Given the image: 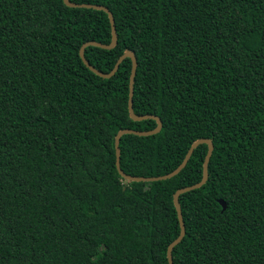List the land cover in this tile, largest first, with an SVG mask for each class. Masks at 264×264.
Returning a JSON list of instances; mask_svg holds the SVG:
<instances>
[{
  "label": "trees",
  "instance_id": "16d2710c",
  "mask_svg": "<svg viewBox=\"0 0 264 264\" xmlns=\"http://www.w3.org/2000/svg\"><path fill=\"white\" fill-rule=\"evenodd\" d=\"M0 0V264H264V0ZM218 200L226 208L222 211Z\"/></svg>",
  "mask_w": 264,
  "mask_h": 264
},
{
  "label": "water",
  "instance_id": "95a60500",
  "mask_svg": "<svg viewBox=\"0 0 264 264\" xmlns=\"http://www.w3.org/2000/svg\"><path fill=\"white\" fill-rule=\"evenodd\" d=\"M65 2L66 5L69 6H79L78 4L72 3L70 2V0H63ZM80 6H85V7H92L95 9H101L103 11H105L108 15L109 18V22H110V26H111V40L108 44H102V43H98V42H94V41H88L85 42L79 50V55L83 61V63L89 68L91 69L94 73L98 74L99 76L103 77V78H109L112 75H114V73L116 72V70L119 67L120 62L125 58H129L131 60V74H130V80L128 83V100H127V111H128V115L129 118L133 121H142V120H146V119H152L155 122V128L151 131H133V130H128V129H121L119 131L116 132V134L114 135V154H115V159H116V167L119 171V173L126 177V179L133 181V182H157V181H164L167 179H170L174 176H176L187 164L188 160L191 157V153L193 151V149L200 145V144H204L206 145V156L204 158V162H203V174H202V178L200 180V182H198L197 184H194L192 186L183 188L178 190L174 196H173V202L175 205V209H176V213H177V217H178V222L180 225V233L179 236L172 242L169 244L168 248L166 249V260H167V264H171V249H173L177 244H179L181 242V240L183 239L184 235H185V229H184V224L182 221V216H181V210H180V205L178 202V197L181 194L193 191L195 189L200 188L206 181L207 176H208V171H207V165L208 162L210 160L211 157V150H212V146L209 140L206 139H200L195 141L187 150V152L185 153V157L183 159V161L181 162V164L171 173L166 174L164 176H159V177H152V178H138V177H129L126 176V174H124L120 168L119 165V159H118V147H117V143H118V139L122 134H132L135 136H149V135H153L156 134L159 130H160V121L159 119L152 117V116H135L132 112V108H131V96H132V83L134 81V76H135V71H136V58L134 56V54L132 52L129 51H125L116 61V63L114 64L113 68L109 71V72H101L97 69H95L93 66H91L89 64V62L86 60L85 56H84V48L88 45H94V46H99L102 48H112L115 44H116V32H115V25H114V19L112 14L110 13V11L104 7V6H100V5H94V4H80ZM218 203L221 205L222 207V211L225 210L226 205L224 203L223 200H218Z\"/></svg>",
  "mask_w": 264,
  "mask_h": 264
}]
</instances>
